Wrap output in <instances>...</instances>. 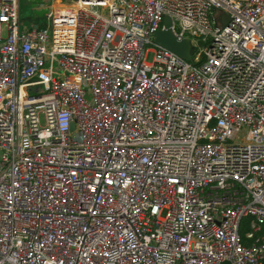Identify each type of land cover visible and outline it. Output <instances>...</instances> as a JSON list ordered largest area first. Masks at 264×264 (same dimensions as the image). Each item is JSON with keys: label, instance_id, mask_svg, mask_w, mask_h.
Instances as JSON below:
<instances>
[{"label": "built area", "instance_id": "obj_1", "mask_svg": "<svg viewBox=\"0 0 264 264\" xmlns=\"http://www.w3.org/2000/svg\"><path fill=\"white\" fill-rule=\"evenodd\" d=\"M58 1L0 0V264H264V0Z\"/></svg>", "mask_w": 264, "mask_h": 264}, {"label": "crops", "instance_id": "obj_2", "mask_svg": "<svg viewBox=\"0 0 264 264\" xmlns=\"http://www.w3.org/2000/svg\"><path fill=\"white\" fill-rule=\"evenodd\" d=\"M61 6L58 0H17V16L22 29L40 28L46 23L45 14Z\"/></svg>", "mask_w": 264, "mask_h": 264}, {"label": "water", "instance_id": "obj_3", "mask_svg": "<svg viewBox=\"0 0 264 264\" xmlns=\"http://www.w3.org/2000/svg\"><path fill=\"white\" fill-rule=\"evenodd\" d=\"M223 25L227 23L225 15L221 14ZM155 47L163 49L185 62H190V46L187 40H177L170 33V21L163 18L162 29L153 37Z\"/></svg>", "mask_w": 264, "mask_h": 264}, {"label": "trees", "instance_id": "obj_4", "mask_svg": "<svg viewBox=\"0 0 264 264\" xmlns=\"http://www.w3.org/2000/svg\"><path fill=\"white\" fill-rule=\"evenodd\" d=\"M246 231H247V220L243 219L239 223V236H240L241 243L243 245H251L255 243L259 238V234L254 235L252 240H246L243 236L246 233Z\"/></svg>", "mask_w": 264, "mask_h": 264}, {"label": "rangeland", "instance_id": "obj_5", "mask_svg": "<svg viewBox=\"0 0 264 264\" xmlns=\"http://www.w3.org/2000/svg\"><path fill=\"white\" fill-rule=\"evenodd\" d=\"M46 24V23H45ZM40 124L42 125L43 124V121H42V119H40Z\"/></svg>", "mask_w": 264, "mask_h": 264}]
</instances>
